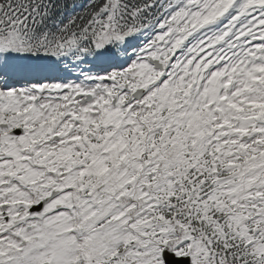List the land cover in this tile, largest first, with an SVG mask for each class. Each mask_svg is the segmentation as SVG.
Here are the masks:
<instances>
[{
	"label": "snow or ice",
	"instance_id": "1",
	"mask_svg": "<svg viewBox=\"0 0 264 264\" xmlns=\"http://www.w3.org/2000/svg\"><path fill=\"white\" fill-rule=\"evenodd\" d=\"M0 264H264V0H0Z\"/></svg>",
	"mask_w": 264,
	"mask_h": 264
}]
</instances>
